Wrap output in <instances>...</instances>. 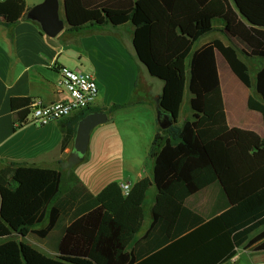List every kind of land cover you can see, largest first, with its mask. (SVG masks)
I'll return each instance as SVG.
<instances>
[{"label":"trees","instance_id":"obj_1","mask_svg":"<svg viewBox=\"0 0 264 264\" xmlns=\"http://www.w3.org/2000/svg\"><path fill=\"white\" fill-rule=\"evenodd\" d=\"M69 31L88 27L134 26L133 48L149 75L163 82L160 105L175 123L158 127L150 144L151 177L136 181L124 196L117 181L93 194L76 177L63 185V171L53 167L4 161L0 167V264H222L239 247L264 249V135L229 127L226 122L215 51L232 72L251 86L248 67L235 47L213 39L195 43L223 23V32L249 56L264 58V0H63ZM25 0H0L7 24L26 18ZM35 22V21H34ZM191 118L177 123L185 89ZM255 91L247 105L264 119V65L255 75ZM131 98L117 108L140 102ZM85 107L73 120L91 111ZM28 108L17 111L15 128ZM65 132L61 148L66 145ZM73 151H76L73 148ZM219 182L225 202L204 218L183 205L203 187ZM182 204L170 237L153 243L152 254L140 259L127 249L140 231L150 186ZM149 233L168 222L152 213ZM63 220L58 254L50 257L12 234L46 238ZM151 251V250H150Z\"/></svg>","mask_w":264,"mask_h":264},{"label":"crops","instance_id":"obj_2","mask_svg":"<svg viewBox=\"0 0 264 264\" xmlns=\"http://www.w3.org/2000/svg\"><path fill=\"white\" fill-rule=\"evenodd\" d=\"M62 1L60 0L59 11L63 17ZM26 6L30 7L27 3ZM213 26L215 28L213 31L195 43V49L213 39H219L223 44L235 47L238 57L242 55V58H239L243 61L244 58H261L249 56L243 53L240 47H236L223 32L222 22L215 21ZM133 32V24L127 22L117 27H88L77 31H69L65 26L56 36L50 37L41 30L38 23L30 19L21 18L13 24H7L3 17H0V167L4 161H18L60 170L68 168L65 162L72 157L75 136V133L71 135L72 123L80 111L43 126L25 124L15 128L17 111L26 108L33 98H39L46 103L67 98V93L59 90L57 85L59 67L65 65L90 73L94 77L99 94L93 107L106 110L112 104L126 103L133 97L141 100L108 113V120L95 126L90 133L87 149L90 150L92 144L91 151L94 155H91V158L100 161L108 156L103 153L108 154L105 150L110 151L107 148L113 141V158L116 157L114 160L119 162L118 165L109 171L105 169L97 172L88 181L76 179L95 194L112 180L119 184L128 183L131 187L139 179L151 177L152 160L148 157V151L159 127L156 105L163 82L149 75L146 67L136 58L132 43ZM261 59L263 61L260 65H254L255 75L264 65V58ZM215 60L228 126L253 130L263 136L262 114L247 105L249 95L261 99L252 82L250 87H246L218 51H215ZM185 94L186 92L184 96ZM186 97L189 103L190 94H186ZM180 111L178 124L185 120L178 121ZM139 114L146 122V129L139 126ZM31 126L35 128L49 126L47 133L54 135L60 148L59 156L45 159L42 152L46 147L24 139V132L32 128ZM122 130L131 132V135H125L129 137L124 142L120 134ZM66 131L68 140L62 149L61 143ZM137 136L143 137V140L139 142ZM84 157L85 155L80 159L76 158V165L83 161ZM224 202L219 182H213L188 196L183 205L207 219L218 213ZM181 208L182 204L176 199L154 185L150 186L145 198V215L141 229L127 249L139 254L140 259L150 256L156 240L164 236L170 237ZM152 213L168 222L164 233L159 230V226L149 233L153 221ZM67 224L68 222L63 220L60 225L54 227L46 237L47 239L57 230L54 237L47 241L50 243L38 244L37 249L47 256H56L61 230ZM241 252L248 255L251 264H264V249L255 250L253 246L239 247L236 254L222 264H242Z\"/></svg>","mask_w":264,"mask_h":264},{"label":"rangeland","instance_id":"obj_3","mask_svg":"<svg viewBox=\"0 0 264 264\" xmlns=\"http://www.w3.org/2000/svg\"><path fill=\"white\" fill-rule=\"evenodd\" d=\"M42 0H26V3L29 6H33L39 2H41ZM242 56V55H241ZM239 55V57H241ZM242 58V57H241ZM245 63L248 66V71H249V75H250V79L252 82V85L254 87L255 84V70H254V65H260V63L263 61L261 58H244ZM143 71V70H141ZM157 79V78H155ZM159 80V79H157ZM246 89V88H245ZM247 91V89H246ZM186 94H189L188 89H185ZM185 96L183 97V101L181 104V111H180V115H179V119L178 121L181 122L184 119H190L191 118V110L189 107V103L187 102V97ZM138 113V112H136ZM126 115H123V117ZM140 116V114H139ZM139 120V126L142 129H146V122L144 120V118L142 116H140L138 118ZM32 128H28L25 132H24V139L26 140H30L32 143H37V144H41L42 146L46 147L45 150L42 152V156L45 159H53L56 158L57 156H59L60 153V148L58 146V143L56 142V139L54 137V135L52 134H48L47 131L49 129V126L46 127H41V128H35L33 126H31ZM122 136L123 142L126 141L127 137H129L128 135L125 136L126 134H130L131 132L127 133L124 130H122V132L120 133ZM138 139L139 142H141L143 140V137L141 136H137L136 137ZM135 138V139H136ZM138 142V143H139ZM111 146H108L107 149H110V151L105 150L103 148V150L106 151V153L108 154H104L103 155H108L105 158H102L100 161L98 160H94V158H91V155H94L92 153V144L90 146V150L89 148L87 149V151L85 152V157L83 161H79L78 165H76L77 159L76 158H82L83 155L78 154L77 152L75 153L74 151L71 152L72 157L69 158L67 160V162H65L68 166V168L66 170H62L63 171V185H71L74 180L73 177L75 176L77 179L80 180H90V177H92L93 175H95L97 172L105 170V169H113V166L115 168V166L118 165V161L114 160L115 158H113V141L110 142ZM98 149V148H97ZM101 150V149H98ZM126 150V148H125ZM102 155V154H100ZM102 155V156H103ZM69 161V162H68ZM62 223V222H61ZM60 223V224H61ZM59 224V225H60ZM57 230H55L54 233L50 234V236L46 239V238H39L37 236H35L34 234L29 233L28 235H26V237H23V239H21L22 237H20L19 235L13 234L12 237L16 238L17 240H23L29 244H31L32 246H34L35 248H37L38 244H48L50 242H47L49 240H51L54 235L56 234ZM4 239L3 237H0V242H2ZM241 263L242 264H251L250 263V259L248 257V255L244 252H241Z\"/></svg>","mask_w":264,"mask_h":264},{"label":"built area","instance_id":"obj_4","mask_svg":"<svg viewBox=\"0 0 264 264\" xmlns=\"http://www.w3.org/2000/svg\"><path fill=\"white\" fill-rule=\"evenodd\" d=\"M57 85L59 90L67 93V98L49 103L33 98L27 105L28 113L18 124L43 126L52 121L66 118L75 111L93 105L99 89L94 77L87 72L73 69L65 65L59 67ZM121 192L126 196L130 191L128 183L119 184Z\"/></svg>","mask_w":264,"mask_h":264},{"label":"water","instance_id":"obj_5","mask_svg":"<svg viewBox=\"0 0 264 264\" xmlns=\"http://www.w3.org/2000/svg\"><path fill=\"white\" fill-rule=\"evenodd\" d=\"M62 3L64 12L63 17L60 15L59 11L60 0H42L27 9L26 18L38 23L41 30L46 35L54 37L65 26H69L65 14L64 1H62ZM137 59L145 66V64L138 57ZM156 119L158 126L163 129L174 124L176 121L175 116L170 111L165 110L160 105L159 100L156 105ZM107 120L108 115L104 110H96L87 113L77 121L75 136L73 139V148L78 154L84 155L87 151L89 136L92 129Z\"/></svg>","mask_w":264,"mask_h":264}]
</instances>
